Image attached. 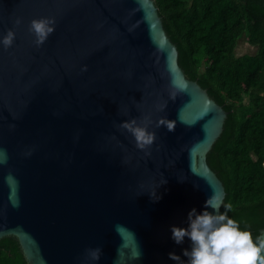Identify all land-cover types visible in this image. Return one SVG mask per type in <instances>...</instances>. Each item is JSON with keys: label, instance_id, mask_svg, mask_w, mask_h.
Wrapping results in <instances>:
<instances>
[{"label": "water", "instance_id": "95a60500", "mask_svg": "<svg viewBox=\"0 0 264 264\" xmlns=\"http://www.w3.org/2000/svg\"><path fill=\"white\" fill-rule=\"evenodd\" d=\"M47 16L55 29L37 46L29 21ZM8 28L16 35L0 44V238L15 236L28 264H120V222L142 251L127 264H178L169 251L187 259L190 239L177 244L170 226H186L208 195L223 202L206 154L226 111L185 76L154 0H0V36ZM133 119L155 133L146 148L121 123ZM97 245L99 260L83 258Z\"/></svg>", "mask_w": 264, "mask_h": 264}, {"label": "trees", "instance_id": "16d2710c", "mask_svg": "<svg viewBox=\"0 0 264 264\" xmlns=\"http://www.w3.org/2000/svg\"><path fill=\"white\" fill-rule=\"evenodd\" d=\"M154 3L185 76L226 111L206 161L224 185L220 211L255 238L264 228V0ZM243 33L256 49L236 55ZM0 264H28L13 235L0 238Z\"/></svg>", "mask_w": 264, "mask_h": 264}, {"label": "clouds", "instance_id": "9594fccd", "mask_svg": "<svg viewBox=\"0 0 264 264\" xmlns=\"http://www.w3.org/2000/svg\"><path fill=\"white\" fill-rule=\"evenodd\" d=\"M15 23H20V17H16ZM55 17H39L29 21V30L35 35V44L41 45L55 29ZM16 33L8 28L0 36V44L5 48L13 43ZM86 67V66H84ZM176 88H181L176 80L172 81ZM172 98L175 93H171ZM181 121L189 126L194 123L179 117ZM124 127L128 128L136 139L139 148H146L151 145L155 133L144 125H138L135 120L122 121ZM157 123H163L169 130H173L176 120L161 117ZM14 127V125H12ZM30 152L25 155H30ZM7 149L0 147V165L7 164ZM4 181L9 187V200L13 206L20 203L18 189L19 180L12 170L4 176ZM161 182H166L163 178ZM152 199H159L160 194L155 188L149 191ZM222 197L219 193L208 195L204 200V207L197 211L193 206L187 213L188 224L186 226L171 225V237L180 244L188 237L191 241L190 247L182 249L183 255L187 259H182L179 254L169 251L168 256L177 261L178 264H264V233L253 237L251 230L247 227L241 228L240 222L228 216L227 212L220 211ZM226 208L230 205H225ZM211 209V210H210ZM114 230L122 237V243L118 246V258L120 264H127V261L138 259L142 255L141 248L134 231L127 225L117 222ZM125 249H129L126 253ZM101 247H86L84 256H88L93 261H97L101 255ZM82 258V259H83Z\"/></svg>", "mask_w": 264, "mask_h": 264}, {"label": "rangeland", "instance_id": "374dc122", "mask_svg": "<svg viewBox=\"0 0 264 264\" xmlns=\"http://www.w3.org/2000/svg\"><path fill=\"white\" fill-rule=\"evenodd\" d=\"M256 47L249 45L245 39V34L243 33L242 36L239 38L237 45L234 49V53L236 55H241L244 53L252 54L255 52Z\"/></svg>", "mask_w": 264, "mask_h": 264}]
</instances>
